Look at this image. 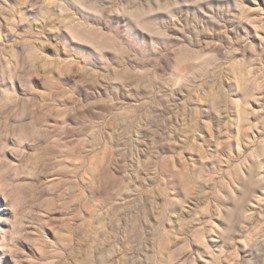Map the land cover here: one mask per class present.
Returning <instances> with one entry per match:
<instances>
[{"label":"rangeland","instance_id":"374dc122","mask_svg":"<svg viewBox=\"0 0 264 264\" xmlns=\"http://www.w3.org/2000/svg\"><path fill=\"white\" fill-rule=\"evenodd\" d=\"M0 264H264V0H0Z\"/></svg>","mask_w":264,"mask_h":264}]
</instances>
